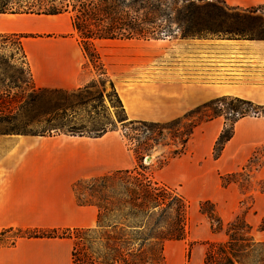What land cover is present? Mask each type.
<instances>
[{
	"label": "crops",
	"instance_id": "crops-1",
	"mask_svg": "<svg viewBox=\"0 0 264 264\" xmlns=\"http://www.w3.org/2000/svg\"><path fill=\"white\" fill-rule=\"evenodd\" d=\"M204 1L222 2L237 10L264 5V0ZM0 34L23 36L22 50L36 89L72 92L92 82L87 57L68 14L0 15ZM172 38L121 43L125 46L118 49L117 79L111 80L130 121L169 122L219 96L264 106V39L214 33ZM94 48L100 58L108 52L95 42ZM161 51L180 56V62L170 71L154 74L148 82L126 83L134 93L126 96L123 78L140 77L141 55ZM129 64H133L131 73L125 71ZM222 126L220 118L204 125L209 132L204 156L209 151L219 167H227L225 159L241 145L250 149L264 143V116L244 117L235 123L233 137L221 156L213 160L212 145ZM134 165L124 138L116 131L98 138L65 134L0 136V233L7 229L95 227L97 211L77 204L74 183L130 170ZM70 249V239L18 238L12 245L0 243V264H70ZM202 260L200 252L195 262Z\"/></svg>",
	"mask_w": 264,
	"mask_h": 264
},
{
	"label": "trees",
	"instance_id": "trees-1",
	"mask_svg": "<svg viewBox=\"0 0 264 264\" xmlns=\"http://www.w3.org/2000/svg\"><path fill=\"white\" fill-rule=\"evenodd\" d=\"M204 0H23L13 2L0 0V15H44L55 16L68 14L71 27L79 38V43L88 59L98 62L99 56L94 48L95 41H149L163 39L175 24L182 38L198 37L203 33L219 34L220 30L212 27L202 28L197 21L199 6ZM222 2H207L204 9L216 16L224 15ZM226 6V5H224ZM224 7L227 10L234 8ZM237 10V9H235ZM241 12L240 10H237ZM253 12V11H251ZM241 15H246L242 12ZM16 41V46L25 60L21 38L23 36L9 34ZM0 38L7 39L0 34ZM93 63V64H94ZM28 69V67H27ZM29 72V70H28ZM104 74V73H103ZM30 75V72H29ZM31 79V76H30ZM32 82V80H31ZM33 84V83H32ZM93 83L72 91L66 105L57 106L41 114L44 126L40 132H22L10 127L12 122L20 118L13 114L5 100L0 99V134L2 135H38L53 136L65 134L70 136H86L98 138L108 131L115 130L113 123L98 124L87 130L84 127L65 124L53 119L59 112L86 105L91 101L103 103L101 93L93 95ZM113 90V85L110 83ZM63 93L62 90L36 89L27 96V100L19 107L24 114H29L35 102L44 98L46 92ZM117 103L121 102L113 91ZM232 100L240 107L227 109L232 112L231 125L224 127L215 140L212 158L217 160L227 142L233 137V125L240 119L254 114L260 109L263 115L264 106L239 98L222 97L206 102L186 112L182 117L164 123L162 128L175 129L178 133L179 147L175 146L170 155L161 163V167L170 161L185 155L188 142L194 130L202 123L222 116L223 102ZM222 103V104H221ZM221 104V105H220ZM123 110V109H122ZM256 114V115H255ZM59 118V117H58ZM150 127L157 128V124ZM136 166L130 170H116L105 175L77 181L73 185L76 202L80 206H92L96 209V226L94 228H73L41 231L37 229H16L23 231L24 239H70V264H162L163 247L168 242L182 241L185 237V221L188 204L186 200L169 186L155 181L143 166L144 155L134 151ZM235 174L220 177L222 187H227ZM84 187L85 198L80 200L79 191ZM209 205L208 211L202 213L218 225L217 233L222 230V223L217 216L214 205L204 201L199 206ZM227 224L223 243H205L203 264H250L245 263L248 253L261 247L256 254L257 262L264 264V242H255L251 229L244 221L246 231L237 235L236 222ZM242 221V220H241ZM210 227L212 228L211 224ZM13 229L0 233V243L5 234ZM217 231V232H216ZM261 231H264V227ZM27 233V234H26ZM11 241L9 244H14ZM246 253V255H243ZM245 260V262H244Z\"/></svg>",
	"mask_w": 264,
	"mask_h": 264
},
{
	"label": "rangeland",
	"instance_id": "rangeland-1",
	"mask_svg": "<svg viewBox=\"0 0 264 264\" xmlns=\"http://www.w3.org/2000/svg\"><path fill=\"white\" fill-rule=\"evenodd\" d=\"M11 1L20 2L23 0ZM207 2H202L199 6L197 21L202 28L212 27L220 30L221 32L218 35L223 37L264 39V5L240 9L241 12H239L235 9H224L226 6L220 4L219 6L222 7L224 15L216 16L204 9ZM242 12H245L246 15H241ZM2 35H6L8 38H0V99L5 100L13 114L19 113L20 115V118L12 122L10 127L22 132H40L44 126V119L41 114L57 106L66 105L67 102H64V100H70L69 95L71 92L52 94L48 91L44 93L43 100L40 99L35 102L29 114L26 115L24 111H20L19 107L27 100L28 94L36 91V88L31 82L25 62L21 59L16 40L8 36L9 34ZM174 37L177 39L181 35L176 25L172 24L170 32H167L166 36L161 38L170 40ZM123 42L125 41H95L99 49L108 50V52L104 51L107 54L103 58L99 57L97 63L87 58L86 67L93 76L91 93L96 96L101 93L103 103L94 100L86 105L74 108L73 111H67L64 116L59 112L58 116L53 119L65 124L81 126L87 130L98 124L113 123L115 126L113 131L118 132L124 138L126 149L131 152L135 160L134 167L136 166L134 151H139L145 156L143 166L146 168V173L155 181L174 189L186 200L188 209L185 221V237L182 241L168 242L164 245L162 264H197L195 259H197L200 252L204 258L207 249L205 243H223L227 240L225 236L227 224L234 221L236 217H238L235 227L237 228V235H241L246 231L242 224L244 221L250 227V233L254 241L264 242V231H261L264 227V143L255 145L250 149L246 147L242 149L241 145L235 153L225 159L229 165L219 167L212 161L209 151L204 156L209 132L205 130V123H202L194 130L191 141L187 145L185 156L172 160L161 167L162 161L170 155L169 153L174 147H179L178 133L175 129L162 128V125L167 122L156 123L158 126L154 129L150 127L152 125L150 123L153 122L130 121L124 113L122 103L123 110L120 108L113 93L116 89L113 86L112 90L110 83L112 84V80L117 79L118 49L125 46L121 44ZM134 42L143 44L140 40ZM178 57L180 56H172L163 51L156 52L151 56L148 54L141 55L140 77L125 76L121 81H124L122 86L125 88L126 96L134 94L133 91L131 92L128 89L131 87L127 86L126 83L148 82L149 79L154 78L152 76L163 74L177 66L174 63L180 62ZM125 67L126 72H132L133 64ZM222 97L219 96L218 98ZM227 98L233 99L235 97ZM223 105L225 109L222 108V116L217 117L223 122L220 132L224 127L231 125L230 120L233 115L227 107L241 108L238 103L230 99L225 100ZM255 111L260 116L250 114L246 117H261V110ZM0 136L5 135L0 134ZM198 156L202 157L199 158ZM147 158H150V160L146 161ZM227 174H235V177L229 180L232 183L227 187H222L220 177ZM84 187L85 185L81 186L78 194L82 201L85 198ZM204 201H210L214 205L217 216L221 220L222 230L216 231L217 233H213L212 229L217 230L218 225L214 221L210 222L206 215L202 213L208 211L210 206L203 205L201 208L199 206ZM37 230H40V232L48 231ZM58 231L61 233L60 230ZM23 233V231L13 229L5 234L4 242L16 241L18 239L16 237L22 236ZM259 251H262L261 247L248 253L246 256L247 262L245 260L244 262L259 264L256 258ZM243 255H246V253H243ZM199 264H203V260Z\"/></svg>",
	"mask_w": 264,
	"mask_h": 264
},
{
	"label": "water",
	"instance_id": "water-1",
	"mask_svg": "<svg viewBox=\"0 0 264 264\" xmlns=\"http://www.w3.org/2000/svg\"><path fill=\"white\" fill-rule=\"evenodd\" d=\"M149 160H150V158H147V159H146V161H149Z\"/></svg>",
	"mask_w": 264,
	"mask_h": 264
}]
</instances>
